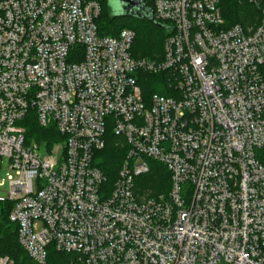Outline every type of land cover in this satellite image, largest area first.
<instances>
[{
  "label": "built area",
  "instance_id": "2783aa9c",
  "mask_svg": "<svg viewBox=\"0 0 264 264\" xmlns=\"http://www.w3.org/2000/svg\"><path fill=\"white\" fill-rule=\"evenodd\" d=\"M250 1L262 19L246 31L219 0H154L157 62L132 56V30L99 34V0H0V206L32 261L53 246L84 264H264V0ZM147 74L170 95L147 97ZM31 111L65 141L28 143ZM109 130L127 149L111 185L96 159ZM153 163L167 195L137 190Z\"/></svg>",
  "mask_w": 264,
  "mask_h": 264
},
{
  "label": "trees",
  "instance_id": "16d2710c",
  "mask_svg": "<svg viewBox=\"0 0 264 264\" xmlns=\"http://www.w3.org/2000/svg\"><path fill=\"white\" fill-rule=\"evenodd\" d=\"M219 1L227 27L240 25L248 31L259 26L262 19L261 9L250 0ZM99 2L101 14L97 20V27L101 36L118 37L123 30H132L136 35L131 49L132 56L136 59L162 61L165 41L169 36L167 24L158 22L155 18V22H151L146 19L116 16L109 6V0H99ZM145 2L154 16V0H145ZM143 78V93L147 97L155 94L170 95L169 87L164 86L167 83L164 74H147ZM21 126L25 129V138L28 143L35 142L48 150L65 141L54 127H42L34 111L29 112ZM119 140L109 130L106 136V147L97 154L96 158L98 166L108 177L109 185L113 184L127 153V149L118 144ZM136 182L138 192L153 196L167 195L171 187L168 170L158 163H153L151 173L138 178ZM10 207L11 205L5 204L0 206V257L8 258L10 264H37L29 258L19 243L18 226L11 223L9 219ZM47 252L45 264H84L76 254L58 252L53 246H50Z\"/></svg>",
  "mask_w": 264,
  "mask_h": 264
},
{
  "label": "water",
  "instance_id": "95a60500",
  "mask_svg": "<svg viewBox=\"0 0 264 264\" xmlns=\"http://www.w3.org/2000/svg\"><path fill=\"white\" fill-rule=\"evenodd\" d=\"M121 4V14L116 15L120 17H132L136 19H146L151 22L154 21L153 12L146 6L145 0H118Z\"/></svg>",
  "mask_w": 264,
  "mask_h": 264
},
{
  "label": "rangeland",
  "instance_id": "374dc122",
  "mask_svg": "<svg viewBox=\"0 0 264 264\" xmlns=\"http://www.w3.org/2000/svg\"><path fill=\"white\" fill-rule=\"evenodd\" d=\"M114 2L118 3V0H114ZM109 6H110L112 12L114 13L115 10L111 7L110 3H109ZM138 22H139V21H138ZM7 173H8L7 169L4 168V169L1 171V176H0V180H1V181H5V184H7V182H8L7 177H8V175H10V174H7Z\"/></svg>",
  "mask_w": 264,
  "mask_h": 264
},
{
  "label": "clouds",
  "instance_id": "9594fccd",
  "mask_svg": "<svg viewBox=\"0 0 264 264\" xmlns=\"http://www.w3.org/2000/svg\"><path fill=\"white\" fill-rule=\"evenodd\" d=\"M109 3L111 5V7L115 10L114 11V15H119L121 14V4L120 3H116L114 2V0H109ZM10 179V178H9Z\"/></svg>",
  "mask_w": 264,
  "mask_h": 264
}]
</instances>
